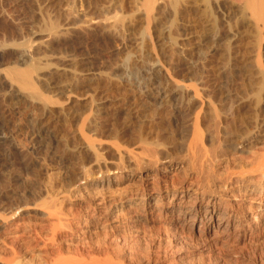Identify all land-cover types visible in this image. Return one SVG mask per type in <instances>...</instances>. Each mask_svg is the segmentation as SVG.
<instances>
[{
  "label": "rangeland",
  "instance_id": "rangeland-1",
  "mask_svg": "<svg viewBox=\"0 0 264 264\" xmlns=\"http://www.w3.org/2000/svg\"><path fill=\"white\" fill-rule=\"evenodd\" d=\"M153 1L150 11L142 0H0V119L24 127L37 120L47 138L37 145L25 135L0 136V161L6 165L0 167V264H52L59 247L94 253L105 246L113 252L107 261L120 252L124 264H264V202L258 206L243 187L234 191L237 198L224 200L251 229L235 235L222 252L163 220L151 221L144 202L132 198L144 181L172 187L188 186L194 178L187 160L195 121L186 113L190 96L197 91L195 106L209 102L219 110L222 86L242 97L261 83L254 76L257 30L239 13L245 0H180L176 9ZM260 46L262 51L264 37ZM24 47L31 49L25 59ZM14 69L32 70L39 98L27 91L26 102L16 105L20 89L8 77ZM147 71H159L166 89L184 87L186 96H166L163 108L155 109L145 88ZM247 106L241 118L249 117ZM224 120H203L202 127L216 156L210 168L218 181L240 158H249L224 147L228 137L217 131L228 133L233 124ZM141 134L149 144L140 141ZM170 163L174 170L166 169ZM218 181L209 189L222 195ZM107 182L103 199L100 188ZM173 192L164 196L171 199ZM49 207L63 214L51 248L42 242L56 221L47 216ZM35 228L42 238L32 234Z\"/></svg>",
  "mask_w": 264,
  "mask_h": 264
},
{
  "label": "bare ground",
  "instance_id": "bare-ground-1",
  "mask_svg": "<svg viewBox=\"0 0 264 264\" xmlns=\"http://www.w3.org/2000/svg\"><path fill=\"white\" fill-rule=\"evenodd\" d=\"M163 1H166L173 9H176L180 2V0ZM156 2L157 1L153 0H142V6L151 11L153 5ZM239 11V13L242 15L243 22L245 20V17L246 20L248 18L250 19V23L253 25L252 28L254 27V29L256 28L255 31L257 30L256 38L261 44V40L264 37V0H245L243 6ZM235 36L236 35L234 34V37ZM229 41L231 40H228V42ZM260 44L259 47L261 48ZM214 47L215 45H210V51H212V48ZM260 48L259 51H257L258 54L254 63V67L256 69V74L254 76L259 75L261 80V83H259L260 80L258 81L259 86L257 85V83L255 85L256 87L258 86L257 89L255 88V90H251L252 92L250 91L247 94L244 93L242 97H239L238 93L231 94L228 92L229 90L227 91V88L222 86V93L220 95L222 106L219 110H216L214 108V105L210 104L209 102H202L198 107L195 106L194 101L197 100L198 97L197 91L194 93V96H192V98L191 96L189 97L186 113L188 114V116L194 117L195 121L193 125V138L189 146V156L187 159L189 162L188 166L190 167L191 174L194 178H191L188 186L174 184L172 187H169L167 183L162 184L161 186L159 184H153V182L144 181L140 185L139 189L134 190L131 193L132 198L138 200L140 199L141 202H144V214H147L148 217H152L151 221L163 220L168 225L173 226L174 230L177 232L185 234L186 231V237L188 239L194 238L199 243L205 244L208 249L214 251L222 252L223 250L227 249L229 245L231 246L233 237H235V235L239 234L238 236H240V234H244L245 236L251 229L248 228L246 223L242 220L244 219V216L241 214V212H239L238 209L232 208V205L228 203V201L224 200V196L237 198L234 191H239V189L236 188L242 189L243 187L244 189H246L244 195H249L251 197V200L258 202V206H260L264 202V47L262 48V51L260 50ZM22 54L24 59L27 58L31 54V49L28 47H24L22 50ZM116 70L117 72H122V69L120 68ZM150 72L151 71H147L144 75L145 80H148V82H145V88L150 91V95L148 96L150 97V100L155 109L163 108V105L166 102V96H170V99H175L177 97L182 98L186 96L187 91L184 87L176 85L173 88L170 87L169 89H166L167 84L163 82V79L160 76L161 74L158 73L159 71L157 73ZM8 77L11 84H15L20 89V91L15 94V98L18 99L19 102L16 105L22 106L23 104L20 103L26 102L27 98L25 97V94L27 93V91L33 92L31 93L32 95L28 94V96H32L34 98L40 97V95L34 89L32 70L22 71L19 69H14L9 73ZM254 82L255 81H253V83ZM74 103H77L79 107H89L79 100H75ZM245 104H249V106H247L249 107L248 113L245 114H250L251 116L249 115L248 118H241V113L244 109L243 106ZM14 109L20 110L21 107L17 106ZM173 109L175 111V114H177V117L183 112L177 107H174ZM12 112L15 111H11V113ZM219 117L221 118L219 119ZM224 118H228L233 121V124L230 126V132L227 131L228 133H225L222 130H218L217 136L222 135L224 138L228 137V140L225 139L226 141L224 147H226V149L231 148L232 151H236L241 155L243 153H247L249 158L247 160L240 158L239 161H237L238 163H236L230 169L227 177H225L222 181H218L213 171L214 169L210 168L213 164L212 162L215 161L214 159L216 158V156L212 154L211 150L204 142L205 131H203L204 129L202 130V127L203 120H208V122H215L217 120H220L219 123L224 125ZM8 122L9 121L0 119V136L3 135L6 138L15 140L16 135H25L28 140L29 138H31V140L37 145L45 144L44 140L46 138V131L41 128L40 123L37 120L30 121L27 127L19 126L18 124L10 125ZM176 125L178 127V124ZM50 138L51 136L49 137V140ZM140 141L146 145L149 144L147 142V138H145L143 135L141 136ZM87 142L84 144L88 145L89 142ZM227 142H229V144H227ZM158 146L159 145H157L156 147ZM38 152L39 151H37V153ZM147 154L151 158H156L158 156V153ZM0 167L3 168L6 167V165L1 164L0 161ZM166 169L174 170V163H170L169 167H167ZM217 181L218 183H220L219 188L223 189L222 195H220V192L216 189H209V187L217 183ZM0 184H2V181L0 182ZM5 184L6 185H4V187L8 185L7 183ZM26 186L27 187L24 186L23 193L28 195V192L31 191V188L28 187L30 186L29 184ZM109 186V182H107V184L101 185L100 194L103 196V199H106L104 198V196L108 194ZM203 187L208 189L205 190L203 189ZM171 190L174 191L172 194V198L170 199L165 197L164 193H166V191L171 192ZM240 194H242V192H240ZM35 196H37V194ZM1 198V201L5 199L4 197ZM21 199L24 200L22 197ZM33 199L34 198L29 199V197H27L26 201H32ZM45 199H43L42 201L44 202ZM22 200L20 201L23 202ZM35 202L36 201H34L33 204L34 206H37V204L39 203ZM29 204L31 205L32 202L29 201ZM44 204H46V201L44 202ZM44 204L43 206H45ZM130 204L137 205V201H133ZM38 206H40V204ZM23 207L27 206H25V204L23 203ZM130 207L131 205L128 206V209ZM51 210L52 208L50 209V212H48L49 214L47 213V216L56 217V221L50 226L51 236L43 241L44 238H42L41 234L37 231L36 228L32 233L35 237L42 238L43 245L50 248L54 247L52 246L53 244L55 245L54 242H58L56 240L60 233L58 226H61L63 223V218L61 217L63 216V214L58 212L56 215V212L52 210V213ZM62 249L63 248L59 247V249L57 248L58 252L57 250H55L57 253L55 252V254H52L54 255L51 258L52 264H124V257L120 252L116 256L117 258H115V261H107L108 259H111V255L113 254V252L110 253L109 250L105 251L107 249L106 246L103 251L101 249L98 250L100 251L98 254H100L101 256L103 255L102 257L98 256V254L97 256H94V253L98 251H94L93 253V251H91V248V250H89L91 252L89 253L88 251L84 253L79 250L71 252L69 249H67L69 251L66 252V250L62 251ZM117 253H115V255Z\"/></svg>",
  "mask_w": 264,
  "mask_h": 264
}]
</instances>
